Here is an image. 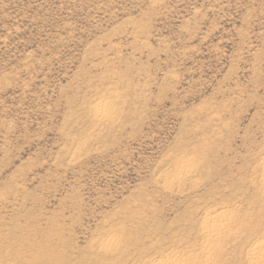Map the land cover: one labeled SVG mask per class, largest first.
<instances>
[{"label": "rangeland", "instance_id": "rangeland-1", "mask_svg": "<svg viewBox=\"0 0 264 264\" xmlns=\"http://www.w3.org/2000/svg\"><path fill=\"white\" fill-rule=\"evenodd\" d=\"M263 161L264 0H0V264H250Z\"/></svg>", "mask_w": 264, "mask_h": 264}, {"label": "bare ground", "instance_id": "bare-ground-1", "mask_svg": "<svg viewBox=\"0 0 264 264\" xmlns=\"http://www.w3.org/2000/svg\"><path fill=\"white\" fill-rule=\"evenodd\" d=\"M106 109L107 108H106L105 104L99 103L94 107V113L96 116H102L107 111ZM260 168H262L261 175H262L263 180H264V161H263V163H261ZM177 174L180 177H182L183 175H186V168H180L177 171ZM263 186H264V181H263ZM228 212L229 211L227 210V208L224 205H220V204L214 206V209H212V211H206L205 210V212L203 213V215H204V218L202 220L203 222H202L201 226H199V229H200L201 234H202L201 251L196 258H194L193 255H190L193 251L190 248L191 251L188 250L189 252H187L186 249H183L182 251L179 250L177 253H171L167 256L164 254L166 257L163 260H158L159 258L157 260L154 258L153 259L148 258V259H145V261L143 260L144 262H142V264H210V260H215L217 255L220 253V246H221L220 239H221L222 235H224V233L228 229H230L231 226H233L235 223V216L233 214L230 215ZM159 233H161V232H159ZM159 233H157V234H159ZM162 234H164V233H162ZM147 239H149V238H147ZM115 241H116V237L114 239L113 236L111 238H107V240H103L100 247H99L100 251H102L103 254H106V253L108 254V252H110V250L116 244ZM143 242H144V240L142 241V244H143ZM137 243H138V241H137ZM137 247H138V245H137ZM144 247L145 246H143V249H144ZM135 248H134V250L137 251V249H135ZM149 250H150V248H149ZM158 250H159V248H158ZM138 251H141V250L138 249ZM145 253L148 254L147 252H144V254ZM185 253H187V255H188L187 259H183V256ZM108 256H109V254H108ZM30 257H31V254H30ZM104 257H105V255H104ZM140 258H141V256H140ZM140 258H139V262H140ZM146 258H147V256H146ZM204 258H205V260L203 261ZM134 261H136V260H134ZM24 263H25V261H24ZM249 263L250 264H264V243H261L257 247L256 250L252 251V253L249 255Z\"/></svg>", "mask_w": 264, "mask_h": 264}]
</instances>
